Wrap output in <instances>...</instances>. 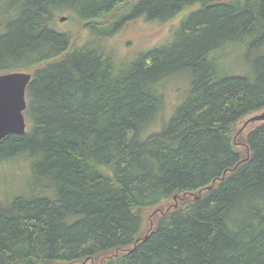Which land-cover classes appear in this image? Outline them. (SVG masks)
<instances>
[{"label": "trees", "instance_id": "1", "mask_svg": "<svg viewBox=\"0 0 264 264\" xmlns=\"http://www.w3.org/2000/svg\"><path fill=\"white\" fill-rule=\"evenodd\" d=\"M63 14L94 46L57 28ZM0 15V74L32 75L26 131L0 141V161L30 168L0 198V264H264V122L246 155L234 139L264 110V0H0ZM139 17H182L177 44L119 63L102 41ZM187 73L144 137L164 81ZM170 201L144 233L142 212Z\"/></svg>", "mask_w": 264, "mask_h": 264}, {"label": "rangeland", "instance_id": "2", "mask_svg": "<svg viewBox=\"0 0 264 264\" xmlns=\"http://www.w3.org/2000/svg\"><path fill=\"white\" fill-rule=\"evenodd\" d=\"M198 8L195 11H198ZM125 14L128 17L132 13ZM187 16L189 15H186V17L183 19H186ZM61 17L67 18L61 22ZM181 18L182 17H179L167 23L147 21L144 17L136 18L135 20L129 21L123 25L117 33L102 41L103 47H105L106 50L111 53L113 58L119 63H122L123 61L134 62L142 53L151 50H162L168 46L171 47L176 45ZM0 22V36H3L7 31V24L5 23L6 19H3ZM57 28L60 31H70L73 34L75 33L77 37L80 36V39H85L86 42L91 44V46H94L92 39L96 38L91 33L86 32L85 30H82L80 27H78L75 22L69 20L66 14L60 15L58 17ZM95 43L97 42L95 41ZM226 50H223L222 53H230ZM24 72L31 74V72L28 71ZM187 75L189 76V79H186L187 76L185 77V75L179 74L164 81L162 86L163 108L160 112L157 122L147 129L146 135H144V137L148 136L147 134H151L153 132H160L168 123L167 121H169V118L172 116L176 106L179 104L181 105L185 101L190 90L188 80L190 81L192 79L189 73H187ZM26 101H28L27 96ZM259 114L260 112L243 119L237 123L235 127V147L242 155L247 154L245 145L243 143L246 134L261 123L259 121H249V119ZM29 172V163L24 159L17 158L12 161H0V198H12L18 193L22 192L26 183L25 180L29 179ZM174 206H176V204L173 201H170L161 209L156 208L143 211L141 219L144 233H147L149 230H151L155 226L157 220L163 216L164 213L171 210ZM98 262V260H90L88 263L85 261L76 262L73 264H97Z\"/></svg>", "mask_w": 264, "mask_h": 264}, {"label": "water", "instance_id": "3", "mask_svg": "<svg viewBox=\"0 0 264 264\" xmlns=\"http://www.w3.org/2000/svg\"><path fill=\"white\" fill-rule=\"evenodd\" d=\"M64 20L66 17L60 18L61 22ZM31 78L32 75L26 72L0 74V141L9 135H23L26 131V89ZM249 121L264 122V110Z\"/></svg>", "mask_w": 264, "mask_h": 264}]
</instances>
